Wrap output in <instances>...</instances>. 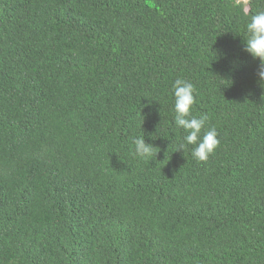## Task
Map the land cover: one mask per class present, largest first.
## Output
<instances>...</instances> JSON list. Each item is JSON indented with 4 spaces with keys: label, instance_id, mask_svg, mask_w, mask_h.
Returning <instances> with one entry per match:
<instances>
[{
    "label": "trees",
    "instance_id": "trees-1",
    "mask_svg": "<svg viewBox=\"0 0 264 264\" xmlns=\"http://www.w3.org/2000/svg\"><path fill=\"white\" fill-rule=\"evenodd\" d=\"M259 11L0 0V264H264V81L244 48ZM176 79L217 129L207 161L176 152Z\"/></svg>",
    "mask_w": 264,
    "mask_h": 264
},
{
    "label": "clouds",
    "instance_id": "clouds-1",
    "mask_svg": "<svg viewBox=\"0 0 264 264\" xmlns=\"http://www.w3.org/2000/svg\"><path fill=\"white\" fill-rule=\"evenodd\" d=\"M246 29L249 35L244 40L245 51L253 59H259L260 67L257 76L260 81H264V11L252 15ZM173 96L175 125L185 133L176 152H184L188 145H194L191 150L192 157L200 162L207 161L219 145L218 132L214 126L205 130L207 116L193 115L194 85L185 79H176L173 84ZM133 144L135 154L141 158H150L156 149L152 144L146 143L144 135L135 138Z\"/></svg>",
    "mask_w": 264,
    "mask_h": 264
}]
</instances>
